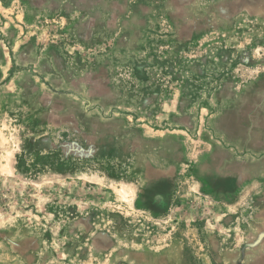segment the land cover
<instances>
[{"label": "rangeland", "instance_id": "rangeland-1", "mask_svg": "<svg viewBox=\"0 0 264 264\" xmlns=\"http://www.w3.org/2000/svg\"><path fill=\"white\" fill-rule=\"evenodd\" d=\"M0 264H264V0H0Z\"/></svg>", "mask_w": 264, "mask_h": 264}]
</instances>
